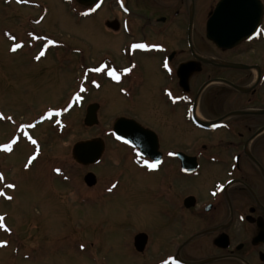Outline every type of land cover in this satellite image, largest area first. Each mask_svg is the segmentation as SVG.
<instances>
[{
  "label": "flooded vegetation",
  "instance_id": "flooded-vegetation-1",
  "mask_svg": "<svg viewBox=\"0 0 264 264\" xmlns=\"http://www.w3.org/2000/svg\"><path fill=\"white\" fill-rule=\"evenodd\" d=\"M113 1L117 16L106 28L126 39L117 57L86 64L89 57L75 49L83 55L76 89L63 106L44 109L82 108L89 85L100 88L101 77L120 96L133 97L143 81L140 55H152L156 82L148 109L143 116L122 109L111 129V145L120 151L115 163L128 168L132 196L150 217L132 233L134 262L264 264V0H229L222 20L214 19L221 0ZM104 2L83 7V15ZM209 26L220 40L208 37ZM61 46L67 45L46 43L39 56ZM188 62L190 72L182 71ZM119 118L150 132L144 154L114 135ZM90 140H101L104 150L97 162L81 164L88 168L82 202L117 196L124 178L96 172L111 145L101 137L82 141ZM90 172L92 185L85 181Z\"/></svg>",
  "mask_w": 264,
  "mask_h": 264
},
{
  "label": "rangeland",
  "instance_id": "rangeland-1",
  "mask_svg": "<svg viewBox=\"0 0 264 264\" xmlns=\"http://www.w3.org/2000/svg\"><path fill=\"white\" fill-rule=\"evenodd\" d=\"M83 7L75 0H0V264L139 260L134 262L129 242L150 217L132 196L128 168L115 163L120 151L111 145V129L122 109L140 116L148 109L156 82L152 55H140L143 81L133 97L120 96L101 77L100 88L87 84L82 108L44 109L63 106L76 89L83 55L75 49L89 57L86 64H95L106 55L117 57L116 47L126 40L106 28V21L117 16V3L105 0L89 16ZM50 42L67 46L41 58L39 49ZM91 103L99 105L98 123L88 126L85 107ZM94 137L111 145L96 172L109 179L123 172L124 178L117 196L82 202L88 168L76 162L72 149Z\"/></svg>",
  "mask_w": 264,
  "mask_h": 264
},
{
  "label": "water",
  "instance_id": "water-1",
  "mask_svg": "<svg viewBox=\"0 0 264 264\" xmlns=\"http://www.w3.org/2000/svg\"><path fill=\"white\" fill-rule=\"evenodd\" d=\"M76 1L83 6H92L98 0H76ZM227 2H229V0H221L214 14V19L217 20L223 19L224 16L223 11H225L226 9ZM213 31L214 30H212L211 26H209L208 37L214 40H220L218 39V37L220 36L218 35L219 33H215ZM245 33L246 32L240 31L239 35L243 36V34ZM222 36L223 34H221V37ZM191 68H192V62H188L181 67L182 71L184 72H190ZM187 80H188V75L183 79L184 84L186 83ZM98 109H99V105L97 103L91 104L88 107L84 120L86 125L92 126L98 123V117H97ZM114 132L119 138L131 141L133 144L139 147L141 153L144 154L146 152L145 149L147 148V145L145 143V139L150 135V132L144 129L143 127H141L139 124L137 123L133 124V122L127 118H119L114 124ZM103 150H104V144L101 140L80 141L74 144L72 149V154L74 159L78 163L88 165L97 162L101 158ZM94 179H95V175L91 172L85 176V181L88 185H92L94 183ZM138 244L139 241H137V245Z\"/></svg>",
  "mask_w": 264,
  "mask_h": 264
},
{
  "label": "snow or ice",
  "instance_id": "snow-or-ice-1",
  "mask_svg": "<svg viewBox=\"0 0 264 264\" xmlns=\"http://www.w3.org/2000/svg\"><path fill=\"white\" fill-rule=\"evenodd\" d=\"M15 47H18V45L17 46H14V48H13V51H15ZM138 47H145L144 45H138ZM113 75H114V73H113ZM5 147H7V145H5ZM151 167H156V165L155 164H152L151 165ZM0 178H2V176H0ZM13 185H9V187H12Z\"/></svg>",
  "mask_w": 264,
  "mask_h": 264
}]
</instances>
